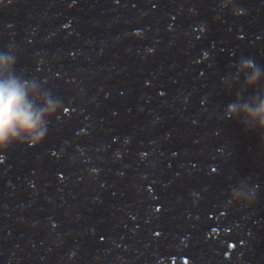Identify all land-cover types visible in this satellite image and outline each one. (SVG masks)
<instances>
[{
    "label": "water",
    "instance_id": "1",
    "mask_svg": "<svg viewBox=\"0 0 264 264\" xmlns=\"http://www.w3.org/2000/svg\"><path fill=\"white\" fill-rule=\"evenodd\" d=\"M0 264H264V0H0Z\"/></svg>",
    "mask_w": 264,
    "mask_h": 264
}]
</instances>
